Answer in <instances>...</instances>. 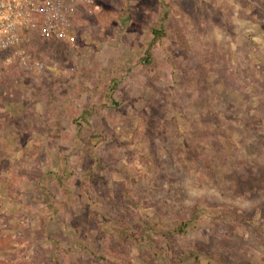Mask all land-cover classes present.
Here are the masks:
<instances>
[{
	"label": "rangeland",
	"instance_id": "1",
	"mask_svg": "<svg viewBox=\"0 0 264 264\" xmlns=\"http://www.w3.org/2000/svg\"><path fill=\"white\" fill-rule=\"evenodd\" d=\"M0 75V264H264V0H94Z\"/></svg>",
	"mask_w": 264,
	"mask_h": 264
},
{
	"label": "built area",
	"instance_id": "2",
	"mask_svg": "<svg viewBox=\"0 0 264 264\" xmlns=\"http://www.w3.org/2000/svg\"><path fill=\"white\" fill-rule=\"evenodd\" d=\"M94 0H0V75L13 61H25L32 40L71 42L83 6Z\"/></svg>",
	"mask_w": 264,
	"mask_h": 264
}]
</instances>
